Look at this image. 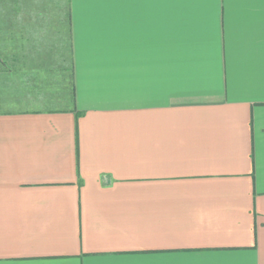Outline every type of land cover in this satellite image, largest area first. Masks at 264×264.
Instances as JSON below:
<instances>
[{"label":"crops","instance_id":"1","mask_svg":"<svg viewBox=\"0 0 264 264\" xmlns=\"http://www.w3.org/2000/svg\"><path fill=\"white\" fill-rule=\"evenodd\" d=\"M62 2L0 54V264H264V0Z\"/></svg>","mask_w":264,"mask_h":264},{"label":"rangeland","instance_id":"2","mask_svg":"<svg viewBox=\"0 0 264 264\" xmlns=\"http://www.w3.org/2000/svg\"><path fill=\"white\" fill-rule=\"evenodd\" d=\"M64 8L62 0H0V54L24 52L20 41L23 37H43L57 44L59 38L67 44L68 13ZM28 46L40 47L27 45V49Z\"/></svg>","mask_w":264,"mask_h":264}]
</instances>
